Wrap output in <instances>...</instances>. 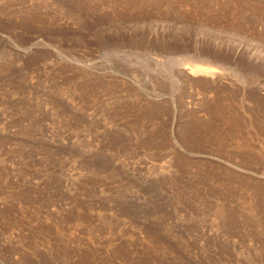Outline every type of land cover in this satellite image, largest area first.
<instances>
[{
  "label": "rangeland",
  "instance_id": "374dc122",
  "mask_svg": "<svg viewBox=\"0 0 264 264\" xmlns=\"http://www.w3.org/2000/svg\"><path fill=\"white\" fill-rule=\"evenodd\" d=\"M0 264H264V0H0Z\"/></svg>",
  "mask_w": 264,
  "mask_h": 264
},
{
  "label": "bare ground",
  "instance_id": "6f19581e",
  "mask_svg": "<svg viewBox=\"0 0 264 264\" xmlns=\"http://www.w3.org/2000/svg\"><path fill=\"white\" fill-rule=\"evenodd\" d=\"M205 67H206V66H204L203 68L201 67V69H204L203 71H205V69H206V71H207V70H208V67H206V68H205ZM196 68H197V67H196ZM199 68H200V67H199ZM211 69H212V68H211ZM209 71H210V70H209ZM209 71H208V72H209ZM211 71H212V70H211Z\"/></svg>",
  "mask_w": 264,
  "mask_h": 264
}]
</instances>
